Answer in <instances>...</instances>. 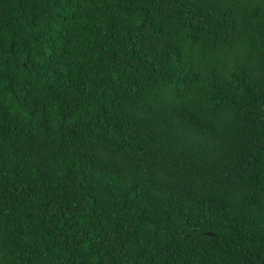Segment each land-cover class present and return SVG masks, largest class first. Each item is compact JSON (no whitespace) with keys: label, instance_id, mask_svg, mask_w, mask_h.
Segmentation results:
<instances>
[{"label":"trees","instance_id":"1","mask_svg":"<svg viewBox=\"0 0 264 264\" xmlns=\"http://www.w3.org/2000/svg\"><path fill=\"white\" fill-rule=\"evenodd\" d=\"M0 264H264V0H0Z\"/></svg>","mask_w":264,"mask_h":264}]
</instances>
